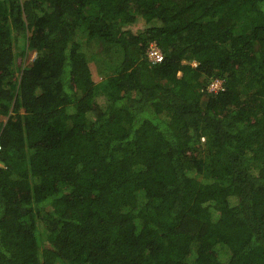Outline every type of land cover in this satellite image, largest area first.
Masks as SVG:
<instances>
[{"label":"trees","instance_id":"trees-1","mask_svg":"<svg viewBox=\"0 0 264 264\" xmlns=\"http://www.w3.org/2000/svg\"><path fill=\"white\" fill-rule=\"evenodd\" d=\"M1 116L0 264H264V0H0Z\"/></svg>","mask_w":264,"mask_h":264},{"label":"rangeland","instance_id":"rangeland-1","mask_svg":"<svg viewBox=\"0 0 264 264\" xmlns=\"http://www.w3.org/2000/svg\"><path fill=\"white\" fill-rule=\"evenodd\" d=\"M137 28H138L137 26H133L132 27V29H134L136 31L138 30ZM91 42L94 44V41H91ZM82 48H83V50L87 51L88 54H89V58L91 59L90 60V63H91L90 65H91V68H92V71H93L94 79L97 82H100L101 79L106 75V73L110 74V73L114 72L116 66L118 64H120L121 61H122V55L119 56V55H116V54H113V53H110V54L104 53V51H102V49L100 50V46L98 44H96V43L94 44V47H91V45H89L88 42H85L84 46ZM96 53H99V55H97ZM98 56H100L99 59L102 57L101 61L100 60H98V61L95 60V58L98 59ZM35 57H36V52L35 51H30L28 53V57H27V60H26V65L31 64L32 61L35 59ZM209 89L212 90L211 88H209ZM98 101H99V103L106 104L105 96L101 95V97H99ZM6 118H7L6 116H1L0 117V119L3 120V121H5Z\"/></svg>","mask_w":264,"mask_h":264},{"label":"built area","instance_id":"built-area-1","mask_svg":"<svg viewBox=\"0 0 264 264\" xmlns=\"http://www.w3.org/2000/svg\"><path fill=\"white\" fill-rule=\"evenodd\" d=\"M148 55L150 60L153 62L162 61L164 58L161 49L154 43H152L150 48L148 49ZM220 86H221L220 83L216 81L211 83L210 88L212 90H218Z\"/></svg>","mask_w":264,"mask_h":264},{"label":"clouds","instance_id":"clouds-1","mask_svg":"<svg viewBox=\"0 0 264 264\" xmlns=\"http://www.w3.org/2000/svg\"><path fill=\"white\" fill-rule=\"evenodd\" d=\"M163 56H164V54H163ZM148 57H149V55H148ZM164 59V58H163ZM149 60H150V58H149ZM151 61V60H150ZM163 61V60H162ZM159 62H161V61H159ZM159 62H153V61H151V63H159ZM194 64H196L195 62H194ZM219 82L220 83V87H219V89L217 90L218 92L220 91V90H222V89H224V82H225V80L224 79H222V78H214V79H211L210 80V82H209V85H208V90H210L209 88H210V85H211V83H213V82ZM210 91H214V90H210ZM0 165H2L1 163H0Z\"/></svg>","mask_w":264,"mask_h":264}]
</instances>
